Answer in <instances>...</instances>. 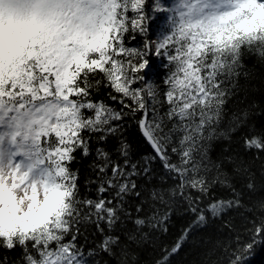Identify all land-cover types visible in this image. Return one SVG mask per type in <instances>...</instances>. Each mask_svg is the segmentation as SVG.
<instances>
[{
    "label": "snow or ice",
    "instance_id": "snow-or-ice-1",
    "mask_svg": "<svg viewBox=\"0 0 264 264\" xmlns=\"http://www.w3.org/2000/svg\"><path fill=\"white\" fill-rule=\"evenodd\" d=\"M250 59L264 0H0V264H172L234 214L200 264H247L264 125L230 105Z\"/></svg>",
    "mask_w": 264,
    "mask_h": 264
},
{
    "label": "trees",
    "instance_id": "trees-1",
    "mask_svg": "<svg viewBox=\"0 0 264 264\" xmlns=\"http://www.w3.org/2000/svg\"><path fill=\"white\" fill-rule=\"evenodd\" d=\"M158 23V22H157ZM249 72L252 74L249 80L243 82V91L241 94L232 101L231 107H242L249 105L251 107V112L249 113L252 122L257 126L264 125V65L258 63L255 59H250L247 64ZM129 138L136 143L139 151H147V145H145L134 128L129 130ZM228 145L219 144L216 148V153L221 154ZM234 150H239L238 140L234 141L231 145ZM87 161H84L78 167H87ZM255 168L259 170L260 163L256 162ZM257 182L259 187V179L257 176ZM257 195H264V193H257ZM236 224L240 227L242 224V219L240 215H232L228 217L224 222L216 221L215 223L209 224L203 231H200L194 236L190 241H188L182 251L172 259V264H200L203 259V252L205 247H211V242H228L230 238L235 234L231 230V224ZM184 223L182 220H177L174 222L171 233L168 240L174 239L177 233V228L180 224ZM203 241V243H201ZM158 255L154 253L151 249H146L143 253L146 264H149L151 259ZM247 264H264V246L257 247L251 254L250 259Z\"/></svg>",
    "mask_w": 264,
    "mask_h": 264
},
{
    "label": "rangeland",
    "instance_id": "rangeland-1",
    "mask_svg": "<svg viewBox=\"0 0 264 264\" xmlns=\"http://www.w3.org/2000/svg\"><path fill=\"white\" fill-rule=\"evenodd\" d=\"M162 21H158V24H160Z\"/></svg>",
    "mask_w": 264,
    "mask_h": 264
}]
</instances>
